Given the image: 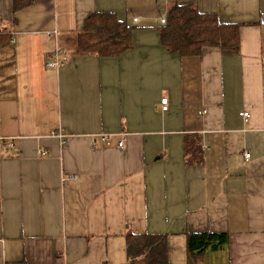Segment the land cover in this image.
Returning a JSON list of instances; mask_svg holds the SVG:
<instances>
[{"label": "crops", "instance_id": "1", "mask_svg": "<svg viewBox=\"0 0 264 264\" xmlns=\"http://www.w3.org/2000/svg\"><path fill=\"white\" fill-rule=\"evenodd\" d=\"M175 4L239 24L238 48L170 51ZM96 11L130 49L78 51ZM263 18L264 0H0V264H126L128 232L166 235L169 264H264ZM193 232L228 242L191 260Z\"/></svg>", "mask_w": 264, "mask_h": 264}, {"label": "trees", "instance_id": "2", "mask_svg": "<svg viewBox=\"0 0 264 264\" xmlns=\"http://www.w3.org/2000/svg\"><path fill=\"white\" fill-rule=\"evenodd\" d=\"M16 6L19 4L16 2ZM134 27L110 11H96L84 22L77 36V49L101 57L118 56L132 47ZM159 29L160 40L170 51L181 56L200 54L204 47L236 50L240 44V25L224 22L214 12L201 11L192 4H175L169 9L167 22ZM197 141V140H196ZM194 143V142H193ZM187 140L186 150L196 149ZM187 251L201 256L207 250H217L228 242L226 233H187ZM126 264H169V246L164 234H126ZM12 264H26L18 262ZM189 264H194L189 260Z\"/></svg>", "mask_w": 264, "mask_h": 264}, {"label": "built area", "instance_id": "3", "mask_svg": "<svg viewBox=\"0 0 264 264\" xmlns=\"http://www.w3.org/2000/svg\"><path fill=\"white\" fill-rule=\"evenodd\" d=\"M133 20L135 21L136 18H133ZM166 22H167V18L163 17V18L160 19V23H161V24H165ZM263 22H264V18H263ZM60 52H61V49L58 48V49L54 52V57H53V59L47 61V65H48L49 67H59V66L62 64V62L65 61V56H64V55L61 56V55H60ZM167 100H168L167 98H163V99L161 100V102H162V109H163V110H166V109L168 108V106H167ZM204 112H206V110H204L203 113H204ZM242 115H243V117H245V118L250 117V113H249L248 111H244V112L242 113ZM51 135H52V136H55V137H58V138H61V137L64 136L63 133H62L61 131H52V132H51ZM103 138L107 139L106 135H104ZM11 141H12V142H11L10 144L13 145V144H14V140L11 139ZM119 145H123V140L120 141ZM38 151H39L40 154H45V153H46V151H45L43 148H40ZM245 157L248 159V158L250 157V153H246V154H245ZM73 177L76 178L77 175H73Z\"/></svg>", "mask_w": 264, "mask_h": 264}, {"label": "rangeland", "instance_id": "4", "mask_svg": "<svg viewBox=\"0 0 264 264\" xmlns=\"http://www.w3.org/2000/svg\"><path fill=\"white\" fill-rule=\"evenodd\" d=\"M212 253H213L212 251H210V252L208 253V258H210V255H211Z\"/></svg>", "mask_w": 264, "mask_h": 264}]
</instances>
